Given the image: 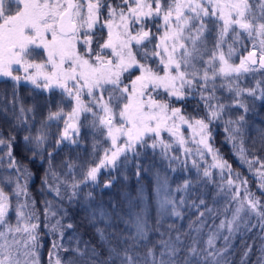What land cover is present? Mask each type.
Masks as SVG:
<instances>
[{"label": "snow or ice", "instance_id": "snow-or-ice-1", "mask_svg": "<svg viewBox=\"0 0 264 264\" xmlns=\"http://www.w3.org/2000/svg\"><path fill=\"white\" fill-rule=\"evenodd\" d=\"M0 78V264H41L42 223L47 264H232L237 240L243 264L256 229L264 264V129L248 119L264 103V0H0ZM23 84L47 94L40 119ZM13 131L48 164L42 210ZM129 164L136 187L98 200Z\"/></svg>", "mask_w": 264, "mask_h": 264}, {"label": "trees", "instance_id": "trees-1", "mask_svg": "<svg viewBox=\"0 0 264 264\" xmlns=\"http://www.w3.org/2000/svg\"><path fill=\"white\" fill-rule=\"evenodd\" d=\"M11 84L12 82L9 81L5 86L0 85V94H3L4 90L7 88L9 93V99L11 98ZM20 98L23 100L25 106L31 105L33 102V98L35 99L36 103L40 105L39 114L37 115V119L44 113V101L47 97L46 93L40 92L36 90V92L31 91V87L23 84L18 89ZM194 101H189L187 105V110L192 112V104ZM179 106V104H177ZM251 135L255 136L261 129H264V103L257 101L255 109L248 115ZM0 127H3L5 136L8 135V122L0 120ZM35 129H33V132ZM190 131V130H189ZM13 134L17 137V144L14 146L15 155L22 159L24 164L29 168L30 172L32 173L30 180H29V191L31 195L36 200V207L38 209L43 208V201L44 200H52L53 194L50 193L47 188L42 186V181L45 177V171L48 168V164L43 163L41 160L36 159L32 160L30 158V154L25 150L23 141L21 137L26 134L24 131H20L19 133L13 131ZM189 132L186 131L185 135H188ZM215 136V146L220 149L223 153L225 159L232 165L234 170H239L244 176L248 177L249 179V186L251 189L256 192L259 196L261 195L259 189L256 187L257 181L256 179L247 171V167L242 165L240 161L233 155L234 149H232L231 144L224 142V133L222 127H217L214 130ZM61 157H57L55 163H59ZM126 174L128 175L129 179L127 181L121 180L111 189H105L101 192L99 189H96L97 192V199L102 200L105 203H108L110 200H117L120 198L121 187L122 185H127L128 188L132 189L136 187V178L133 176V167L129 164L128 168L126 169ZM107 175V172L104 173ZM102 179L104 176L101 177ZM181 177L179 175H175L174 179L179 180ZM264 200V197H262ZM71 212L73 215V219L80 224V233L82 234L84 239H91L93 243H95V237L92 231L91 226L87 225L86 222L83 220L84 213L80 207L75 205L72 206ZM41 220L43 221V216L41 215ZM186 224V220L184 222H178ZM41 229L44 235H42V248L40 249V259L41 264H47V253L51 246V241L54 240L56 237L52 236L48 233V229L44 227V224H41ZM248 244L253 245L252 253L244 259L243 264H256L257 257L261 254L259 245L261 243L259 237V230H253L248 236L244 238ZM236 251L234 255L230 257L232 264H242L241 254L243 252V245L240 244L239 240H237L235 245Z\"/></svg>", "mask_w": 264, "mask_h": 264}, {"label": "flooded vegetation", "instance_id": "flooded-vegetation-1", "mask_svg": "<svg viewBox=\"0 0 264 264\" xmlns=\"http://www.w3.org/2000/svg\"><path fill=\"white\" fill-rule=\"evenodd\" d=\"M6 78H0V85L1 86H5L6 84L5 83H3V81L5 80ZM9 82V81H8Z\"/></svg>", "mask_w": 264, "mask_h": 264}, {"label": "rangeland", "instance_id": "rangeland-1", "mask_svg": "<svg viewBox=\"0 0 264 264\" xmlns=\"http://www.w3.org/2000/svg\"><path fill=\"white\" fill-rule=\"evenodd\" d=\"M25 85H27V86H29V87H32L31 85H28V84H25Z\"/></svg>", "mask_w": 264, "mask_h": 264}]
</instances>
